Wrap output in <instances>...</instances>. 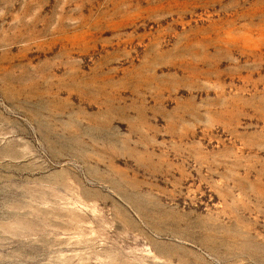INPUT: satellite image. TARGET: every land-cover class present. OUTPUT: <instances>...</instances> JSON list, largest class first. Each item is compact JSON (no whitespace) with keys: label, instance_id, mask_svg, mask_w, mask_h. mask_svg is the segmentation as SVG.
I'll return each instance as SVG.
<instances>
[{"label":"rangeland","instance_id":"374dc122","mask_svg":"<svg viewBox=\"0 0 264 264\" xmlns=\"http://www.w3.org/2000/svg\"><path fill=\"white\" fill-rule=\"evenodd\" d=\"M0 264H264V0H0Z\"/></svg>","mask_w":264,"mask_h":264}]
</instances>
